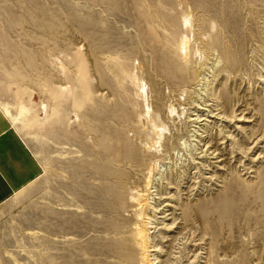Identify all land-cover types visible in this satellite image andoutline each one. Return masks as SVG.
Instances as JSON below:
<instances>
[{
	"label": "rangeland",
	"instance_id": "374dc122",
	"mask_svg": "<svg viewBox=\"0 0 264 264\" xmlns=\"http://www.w3.org/2000/svg\"><path fill=\"white\" fill-rule=\"evenodd\" d=\"M263 80L264 0H0V109L38 165L0 203V264H264V162L204 179L191 119L264 130Z\"/></svg>",
	"mask_w": 264,
	"mask_h": 264
},
{
	"label": "bare ground",
	"instance_id": "6f19581e",
	"mask_svg": "<svg viewBox=\"0 0 264 264\" xmlns=\"http://www.w3.org/2000/svg\"><path fill=\"white\" fill-rule=\"evenodd\" d=\"M188 42L189 41L186 38H184L180 41V44H179V49L181 51L180 54L182 55V58H184V60H186L188 57V52H189ZM135 80L137 83H139L137 77H135ZM139 88H141V90H142L143 86L140 87V85H139ZM198 107H199V109L200 108L203 109L200 106H198ZM206 111H207V113L203 117H200V115H197L195 118H191L192 120L198 119L197 121H199V120L205 121V122H203V121L197 122V126H194L197 130H200V128H202L203 130H200V131H202V133L204 132L206 134H204L203 136H200V134H196L199 136L198 137L199 140H197L199 147L195 146L194 148H192V151L194 150L193 153H195V157L197 159H199L203 163L207 162L210 165H213V168H211L212 172H210V175L206 176L204 179H207L211 182H214V179L217 180L216 177H222V176H215L217 174L216 172L233 171L231 166H232V162L234 163L235 160L239 161L238 168L243 167V170H245L244 174L249 175L250 172H254L255 170L253 169V167H255L254 165L256 164V162H264V160L262 159L264 157V144H262L264 142V130H262V129L256 130L255 129L256 130L255 131L253 128L250 130L248 128V126L244 125V124H249L252 122L251 117L247 116L245 114L247 112H245V113L239 112V113H237L238 115H236L234 113L232 114V112H231V117L233 119H235V121L241 122L244 125V127H234L235 131L237 129V133L240 132L242 134V136L244 137L243 139L242 138L235 139V135L232 136V134L229 133V130H227V129L222 131V129L220 128L221 124H217V122L229 121V120H227V116H226L225 112L220 111V109L216 108V106L214 104H211V106H209V109H207ZM235 111H236V109H235ZM3 112L6 114L5 111H3ZM194 115H196V114H194ZM201 122H203V123H201ZM239 126H242V125H239ZM212 129H214L216 131L213 132ZM162 130H163V128L154 127V134L156 135L157 141H159L160 136L162 135ZM205 137L208 138L207 141H205V139H204ZM214 138H215V141H214ZM244 140L247 141V143L250 145L243 147ZM157 141L153 142V144L154 145L157 144ZM201 141H203L202 145L200 144ZM156 151H158L157 148H156ZM250 154H252V156L249 158ZM240 157H242V160L239 159ZM190 159H191V161H190L191 166L192 165L193 166L198 165L196 167L198 169V171L195 170L192 172V175H193L192 178L196 179L198 176L201 177L203 175V173L200 172L201 171L200 167L203 168L202 165L199 164L198 161H194V157L190 158ZM245 161H248V162L246 163ZM204 168H206V167H204ZM204 168H203V170H204ZM206 170H209V168H206ZM234 171H235V173H237V171L239 173V169L238 170L234 169ZM196 175H197V177H196ZM238 175H241V174L239 173ZM218 180H219V178H218ZM223 180H224V178H223ZM192 182H194V181H192ZM150 183H151V179H150V175H148L146 182H145V186L147 187V191L149 190V188H151V187H149ZM182 190H184V189H182ZM154 191L155 190H152L150 192H154ZM155 198H157L158 200L169 199V200L175 202L173 195L162 196V197L158 196ZM163 205L169 207V209H167V210H171L168 213H166L164 216H162L163 218H165L167 215L173 216L175 213V210L179 209L177 207L178 203H177L176 207L174 206V204H170V203H165ZM176 220H177V218H173L171 220L172 223L167 225L168 226L167 228L168 229L171 228V230L173 231V228L177 227L176 222H175ZM179 221L182 222L181 224H183V222L185 223L187 221V219L185 218L184 215H183V217L181 215V218L179 219ZM179 228L182 230L184 227L179 226ZM142 231L143 230L141 229L138 231V233L140 234V244H143V248H145L147 237H146V234H143ZM178 234L182 235L181 232L179 233L176 231L174 233V236H177ZM167 240L174 241V240H179V239L167 238ZM147 251L148 250H145L144 252L146 253ZM156 251L157 250H155V252ZM196 257H197V255L194 256V259ZM154 258L157 259V256H155ZM156 263L157 262L155 261L151 264H156ZM176 263H180V261H176ZM166 264H168V263H166Z\"/></svg>",
	"mask_w": 264,
	"mask_h": 264
},
{
	"label": "crops",
	"instance_id": "0c3cea01",
	"mask_svg": "<svg viewBox=\"0 0 264 264\" xmlns=\"http://www.w3.org/2000/svg\"><path fill=\"white\" fill-rule=\"evenodd\" d=\"M37 173L36 159L0 109V203Z\"/></svg>",
	"mask_w": 264,
	"mask_h": 264
}]
</instances>
